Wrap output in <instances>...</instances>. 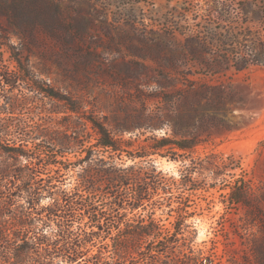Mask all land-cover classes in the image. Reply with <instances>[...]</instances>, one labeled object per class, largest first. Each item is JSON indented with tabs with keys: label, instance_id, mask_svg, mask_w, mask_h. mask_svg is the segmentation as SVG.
<instances>
[{
	"label": "rangeland",
	"instance_id": "obj_1",
	"mask_svg": "<svg viewBox=\"0 0 264 264\" xmlns=\"http://www.w3.org/2000/svg\"><path fill=\"white\" fill-rule=\"evenodd\" d=\"M23 1L31 6L27 20L43 23L10 30L8 37L15 51L21 52L26 66L40 80L56 92L78 97L98 116L137 124L148 112L161 110L165 98L176 96V88L190 78L199 84L224 87L229 101L222 125L212 129L186 158L150 154L147 158L153 160L164 180L157 190L151 189L145 207H131L134 184H129L122 218L133 224L153 219L164 230L167 240L149 245L166 247L163 255L152 254L158 262L264 264V65L242 71L229 68L213 77L202 64L181 60L177 72L167 73V79L162 75L169 71L164 58L172 55L170 50H183L190 36L205 40L211 32L227 34L230 26L244 28L245 24L264 32L263 0H238L231 10L233 23L217 21L208 14L205 0ZM0 22L6 25L4 17ZM4 58H8L7 52ZM4 72L14 74V64H8ZM175 81L177 87L166 86ZM12 93L29 99L0 117L12 123H39L47 129L62 127L64 113L54 112L60 107L58 102L30 91L23 83ZM174 107L171 104V109ZM90 133L87 127L79 141L91 144ZM169 133L166 126L130 128L122 138L131 143L128 150L133 153L132 148L145 144L149 136ZM21 138L13 127L1 136L0 144L17 145ZM76 150L62 158L68 168L59 174L66 190L73 189L85 164L84 151ZM130 153L123 152L115 159L130 164ZM107 156L108 152H101L103 159ZM109 188L105 185L103 191ZM231 189L244 194V201L232 202ZM154 199H160L162 205L152 206ZM49 201L44 198L41 204ZM78 220L80 216L74 225ZM128 231L124 229L121 236ZM129 260L125 264H150L141 255Z\"/></svg>",
	"mask_w": 264,
	"mask_h": 264
},
{
	"label": "trees",
	"instance_id": "obj_2",
	"mask_svg": "<svg viewBox=\"0 0 264 264\" xmlns=\"http://www.w3.org/2000/svg\"><path fill=\"white\" fill-rule=\"evenodd\" d=\"M236 3L238 0H205L203 7L217 21L233 23L231 10ZM48 6L57 12L55 6ZM239 7L245 13L244 6ZM30 12L31 6L23 0H0V17L6 22H0V113L27 102L28 97L19 99L12 93L23 83L30 91L58 102L60 107L54 112L64 113V123L61 128L47 129L39 123H12L0 117V139L13 127L22 137L17 145L0 144V264H125L139 255L150 264H169L152 257L163 255L166 247L155 249L149 245L163 244L168 237L153 219L133 224L122 218L121 210L128 199L125 189L134 184L131 207H145V201L151 200V189L157 190L164 180L163 173L147 157L157 153L186 158L212 129L222 125L228 93L221 85L199 84L190 78L176 88V96L165 98L161 110L148 112L137 124L98 116L78 97L56 92L40 80L26 66L21 52L15 51L9 31L43 23H30ZM170 51L172 55L164 58L169 67V71H162L164 79L167 73L178 71L181 60L202 64L214 77L229 68L242 71L264 65V32L246 24L244 28L230 26L227 34L211 32L205 40L190 36L183 50ZM5 52L8 58H4ZM11 63L14 74L4 72ZM177 84L175 81L166 86ZM171 104H175L174 109ZM164 126L169 134L149 136L145 144L132 148L133 153L128 150L131 143L122 138L130 128L153 130ZM87 127L94 141L84 145L79 137ZM76 149L84 151L85 164L73 189L66 190L59 174L68 168L62 158ZM101 152H108V159H103ZM123 152L130 153L132 163L116 161ZM44 171L47 175L41 178ZM105 185L110 186L108 192L103 191ZM235 193L233 189L228 192L230 200L243 202L244 194ZM44 198L50 201L41 204ZM150 204L162 205V201L154 199ZM77 216L80 220L74 225ZM126 228L129 231L121 236Z\"/></svg>",
	"mask_w": 264,
	"mask_h": 264
}]
</instances>
